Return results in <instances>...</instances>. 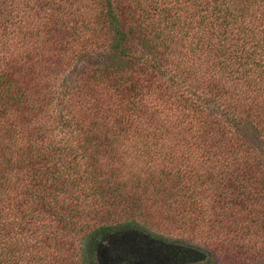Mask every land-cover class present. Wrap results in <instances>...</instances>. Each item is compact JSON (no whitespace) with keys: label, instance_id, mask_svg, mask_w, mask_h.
<instances>
[{"label":"trees","instance_id":"16d2710c","mask_svg":"<svg viewBox=\"0 0 264 264\" xmlns=\"http://www.w3.org/2000/svg\"><path fill=\"white\" fill-rule=\"evenodd\" d=\"M114 234L264 264V0H0V264Z\"/></svg>","mask_w":264,"mask_h":264},{"label":"rangeland","instance_id":"374dc122","mask_svg":"<svg viewBox=\"0 0 264 264\" xmlns=\"http://www.w3.org/2000/svg\"><path fill=\"white\" fill-rule=\"evenodd\" d=\"M119 233H123V231L119 232ZM132 233H134V232H132ZM116 235L115 234L111 235L106 240L102 241L101 244H99L98 249H97L98 250V254H97L98 258L101 261H104L103 264H135L136 261H132V259H133L132 255H130L129 259H126V257H125L126 260L118 259L119 255H123V256H127L128 255V253H122V251L120 253H118L119 250H120L118 248V246H115V248L117 250V254L115 255L114 258H111L108 255V248H107V250H105L106 246L109 245V247H110L111 243H113V242L114 243H118V242H120L122 240L121 237L122 238L125 237V236H123L121 234H120V236L117 235V237H115ZM201 247L203 249L194 250L193 248H191V249L188 248L189 252L187 253L188 254L187 258L189 259V261L193 260V261H196V262H198V261L199 262H204L206 260V258H207V254L205 253L206 251L204 250L203 246H201ZM211 253H212L213 258H214V262H211V264H229L228 261H226L224 259L225 256H224L223 253L217 254L214 250H212ZM237 264H242V263H237Z\"/></svg>","mask_w":264,"mask_h":264}]
</instances>
